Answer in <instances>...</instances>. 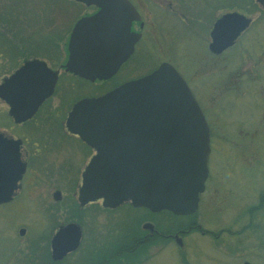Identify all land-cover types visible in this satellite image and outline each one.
<instances>
[{"label":"rangeland","instance_id":"rangeland-1","mask_svg":"<svg viewBox=\"0 0 264 264\" xmlns=\"http://www.w3.org/2000/svg\"><path fill=\"white\" fill-rule=\"evenodd\" d=\"M229 1L137 0L139 4L162 6L168 11L163 12V15H167L163 23L169 24L175 32L177 26L180 33L178 41L175 33L165 39L167 45L159 55L162 59L174 60L180 72L190 79L195 96L212 127L213 149L208 167L211 178L208 192L202 195L201 208L194 217L203 228L211 231L225 229L221 237L216 239L194 232L190 227L193 215L176 216L165 211L152 213L145 208L133 209L128 202L112 210L102 207L100 203H91L78 209L80 214L69 206V203L76 204L74 207L78 208L72 195L78 189L73 183H65V167H71L75 176L76 167H79L80 173L94 151L67 132L63 140L56 137L61 133L60 123L64 121L66 111L79 98L100 95L112 85L147 72L159 55L157 52L145 60L143 50L108 81L90 83L64 78L55 93L49 96L35 117L33 123L36 125H32V128L40 136L44 127V132L53 137L54 145L45 154L40 152L32 159L35 166L31 176L27 177L29 180L35 179L31 186L32 193L21 192L19 199L8 204L7 208H0V264H27L26 257L31 250L35 257H39L38 261L43 259L42 252L48 253L47 246L43 248V245L45 247L48 243L51 233L58 225L73 219L83 225V237L78 248L66 257L65 264H87L97 250L105 248L107 251L114 247L113 253H116L129 248L132 241L136 246L121 253L116 264H240L245 258L251 260L252 264H264V207L252 215L249 211L251 202L255 200L253 193L256 187L261 186L257 189L264 191V139L260 137H264V5L252 0L259 9L258 13H250L254 22L229 50L230 55L225 53V60L215 59L214 75L205 74L206 60L203 62L201 59L204 52V46L199 41L202 24L207 25L206 22H211L226 11L223 6ZM234 1L244 3V0ZM4 11L13 12L17 18L10 15L11 23L16 27L6 32L2 60L8 63L9 56L14 57L12 64L16 68L33 58L42 59L50 66L64 61L61 51L71 27L77 18L89 13L90 9L73 0H0V16ZM173 11L178 15L175 16ZM192 26L196 30L190 34ZM2 29L6 28L0 27ZM224 61H229L227 65L231 81L225 80L226 72L223 75L217 71ZM9 73L0 71V82ZM225 83H235L230 87L236 88L222 89ZM7 109V104L0 99V129L5 123L3 118ZM241 127L245 128L244 131L255 132V136L239 135ZM28 128L30 130L31 127ZM23 131H27L25 127ZM49 162L48 167L52 169L42 165ZM55 188L61 189L64 194L57 202L52 199ZM65 190L71 199L66 200ZM213 190L216 191L211 195ZM23 195L46 198L49 214L45 211V217L41 218L37 207L39 204L24 201ZM250 219L253 221L252 227L240 232V228ZM146 221L153 222L160 233L150 236L149 244L142 241L148 230L142 229L141 225ZM24 225L27 227L26 234H19L20 227ZM179 229L189 230L185 233L182 248L176 245L172 237ZM13 250H22L16 256L20 260L11 258Z\"/></svg>","mask_w":264,"mask_h":264},{"label":"water","instance_id":"water-1","mask_svg":"<svg viewBox=\"0 0 264 264\" xmlns=\"http://www.w3.org/2000/svg\"><path fill=\"white\" fill-rule=\"evenodd\" d=\"M75 1L98 10L74 23L64 68L90 81L108 79L133 52L139 34L130 27L140 16L129 0ZM259 1L263 6L264 0ZM251 21L238 10L222 13L213 22L209 50L219 53L232 45ZM57 76L44 60L33 58L2 79L0 99L15 122L30 117L53 93ZM66 127L94 150L82 172L80 206L101 199L108 208L127 201L176 215L197 209L208 176L210 128L172 64L163 62L147 75L78 100L68 112ZM18 145V140L0 132V203L10 200L26 166ZM141 227L154 229L148 221ZM172 237L182 248L181 237L177 233ZM81 238L79 224L61 225L51 240L52 259L75 250Z\"/></svg>","mask_w":264,"mask_h":264},{"label":"flooded vegetation","instance_id":"flooded-vegetation-1","mask_svg":"<svg viewBox=\"0 0 264 264\" xmlns=\"http://www.w3.org/2000/svg\"><path fill=\"white\" fill-rule=\"evenodd\" d=\"M129 1L133 4L134 8L136 9V11L138 12V14L140 16L139 20H133L132 21L131 27H130L131 31L139 34V37L136 39V41L134 43L133 52L129 55V57L125 61H123L121 63V65L119 66L117 71L110 78H108L106 80H103V81H108L111 78L115 77L116 74H118V72H120L126 64L132 62L134 57L136 58L137 55L139 56V53L142 52L143 50H144L143 56H144V58L146 60L147 57L154 56L157 52H158V55H159L160 50L165 45H167V43H166L167 41H165V39H167L169 36L173 35L174 33H175V35H177L176 38L178 36H180V33H179L178 29H177V26H176V32H175V31H172V29L169 26V24L165 25L163 23L162 20L166 19V16H167V15H165V13L163 15V12H165L167 10L162 9L163 8L162 6L156 5V4L148 5L149 3H141V4H139L137 2V0H129ZM85 7L87 9H90V11H89V13H85V14H83L81 16L91 15V14H93L94 12H96L98 10L96 6H85ZM226 11H229V10H226ZM240 12H242L244 15H246L248 17L251 16L250 13H247V12H244V11H240ZM151 13H153V14H151ZM173 14L175 16L178 15L177 12H175V11H173ZM151 15H153V16H151ZM180 18L181 17H179V19ZM214 20L215 19H213L209 23L206 22L205 24H207V25H203L202 24L203 28H201V26H200V28L202 29V32H201V39H199V41L201 42L202 46H204L202 48L204 52H203V54L201 56V59L203 60V62H204V59L206 60V69H204L203 71L204 72L206 71L205 72L206 75L208 74V75H211V76L214 75V72H215V68H214L215 65H216L215 64V62H216L215 59L216 58L217 59L218 58H223V60H225V58H227L226 56H224V55H226L225 53H228L229 50L231 48H233L237 44V42L240 40L241 36L250 28V26L254 22V19L252 18V21L250 22L249 26L246 27V29H244L237 36V38L232 43V45L228 46L227 48H225L224 50H222L219 53H213L212 51L209 50L208 45H209V42L211 40L210 31H211V27H212V24H213ZM180 21H181V19H180ZM165 29H167L168 31L164 32ZM195 30L196 29L193 28V26H192V27H190L189 33L190 34L195 33ZM70 31H71V29H70ZM70 31H69L68 34H70ZM203 38H204V40H203ZM68 41H69V35H68V39H67V41L65 43V47L61 51L62 57L65 58V60L62 61V62H59V64L57 66H56V64L54 66L52 64H51L52 66L49 65L53 70H57L58 71V79H57V82H56V85H55L53 93H55L59 83H61L62 80H64V78L65 79L66 78L81 79V80H84L86 82H90L88 80L80 78L76 74H73V73H71L69 71L64 70L63 65L66 62V60L68 58V55H69V52H68ZM176 41H178V38L176 39ZM228 54L230 55V53H228ZM160 56L161 55H159V57L155 61V64L152 67H150V69L147 72H144V73L140 74L139 76H136V77H133V78H129V79L123 80V81H121V82H119V83H117L115 85H112V87L110 89H108L107 91L112 90L113 88L119 86L120 84H122V83H124V82H126L128 80H131V79H134V78H138V77H141L143 75H147V74L151 73L152 71L157 69L160 66V64L163 63V62H168V63L172 64L177 69V71L183 76V78L186 80L187 84L189 85L190 89L193 91L192 83H190V79L186 75H184V74H182L180 72L176 62L174 60L172 61L171 59H162ZM227 64H229V61H226V62L224 61L223 64L221 65L220 69H218L217 71L219 73H223V75L226 72V77L227 78L225 80L231 81L230 78H229V74H228V65ZM200 74L203 75L201 72H200ZM227 74H228V76H227ZM203 76H205V75H203ZM103 81H101V82H103ZM94 82H96V80L93 81V82H90V83H94ZM233 84H235V83H229V84L225 83L222 89L236 88V87H230ZM213 87H214V85L212 86V88ZM107 91H105V92H107ZM193 93H194V91H193ZM194 95H195V93H194ZM48 98H46L37 107L36 111L33 113V115L31 117L26 118L25 120H22L20 122H14L13 118L10 117L7 112L4 114V118L3 119H4L5 123H2L3 125H2V128L0 129V131H2L3 135L6 136L7 138H12L14 140H18L19 141L18 147H19V152H20V159L23 162H25L26 166H25L24 172L21 174V178L17 181V185H18L17 189L14 191V193H13L12 197L10 198V200L0 203V208H7L8 204H11L14 201H16L17 199H19V197H20L19 194L21 192L25 191V193H32L31 190L33 188L31 186L35 182V179L34 178L30 179V180H29V178L27 179V177L29 175L31 176V173L33 171L32 170L33 166H35V163H32V159L34 160L33 157L36 156V154H38L40 152H41V154H45L46 150L49 149L52 145H54L53 137L49 136V134L46 133L47 131L44 132V129H45L44 127H43V130L40 133V136L38 135L39 132L37 133V130L35 131V129L32 128L33 127L32 125H36V123H33V122H35V120L37 118L36 116H38V113L40 112V110L44 107L45 103H47L46 101L48 100ZM75 102L76 101H74V103ZM68 112H69V110L66 111L64 121H61V123H60L59 132H61V133H59L60 135L56 136V137H58V138H60L62 140L65 138V132L69 133L73 137V139L78 138L77 135L70 133L67 130V128H66L65 121H66V117H67ZM61 124H62V126H61ZM24 127L26 128V130L28 132L27 131H25V132L23 131ZM28 127H31L30 130H29ZM241 129H242L241 130L242 132L238 133L239 135L243 134L244 136H246V135H250L251 137L255 136V132L244 131L245 128H243V127H241ZM210 134H212V127L210 129ZM260 137L264 139V137H262V136H260ZM211 141H212V136H211ZM212 149H213V144L211 142V151H212ZM209 161H210V159H209ZM49 164H51V163L49 162V163H45V164H42V165L43 166L46 165V167H48ZM37 166H38V164H37ZM51 166H53V165H51ZM48 168L52 169L53 167H48ZM76 168H77V169H75L76 171H74L76 174L74 176V173L71 170V167L70 168L65 167V183H73L72 185L73 186H77V189H78V187H79V185L81 184V181H82V172H83L85 167H82V170H80V173L78 172V168L79 167H76ZM36 177H37V175H36ZM67 178L68 179L70 178V179L67 180ZM210 178H211V172H210V169H209L208 176H207V179H206V182H205V189L200 194L198 207L195 210V212L190 214L191 216L193 215V217L198 214V211L201 208L202 195L205 192H208V188H209L208 187V183L210 182ZM57 180H59V179H57ZM60 181H63V180L61 179ZM260 187L261 186H259V187L257 186L256 189L254 190V193H253L255 200L253 202H251V206L249 208V211H250L251 215L254 214L260 208L262 209L264 207V191H262L260 189H257V188H260ZM76 191L78 193V190H76ZM76 191L72 192V195L74 194V196L76 198L78 208L76 209L74 207V205H76V204H70L69 203V206L71 205V207L74 209V211L77 210L75 212H78L80 214V211L78 209L81 210L86 205L91 204V203H100L101 204V200H96V201L88 202L87 204H84L83 206H80L79 201L77 199ZM215 191L216 190H213L211 195L214 194ZM56 193H58V194H56ZM63 197H64V194H63L62 190L59 189V188H55V190L52 192L53 201H56V202L60 201ZM65 197H67L66 200L71 199L70 197H68V194H67L66 190H65ZM22 199H24V201L27 200L26 202L39 204L37 207L39 209L38 211H39V213L41 215V218L45 217V215H44L45 211H48V214H49L50 207H49V204H47L48 202L45 201L46 198H44L43 196L39 195V196L34 198L33 195H26V196L23 195ZM40 205H43V207L40 208ZM118 207L119 206H117L115 208H118ZM115 208H112V209H115ZM139 208H142V207H137L136 209H139ZM193 217L191 218L192 221H190V227L193 228L194 232L198 231L203 236L207 235V236H211L212 238H216L217 239V238L221 237V235L224 233V231H226L225 229H220L218 231H214V230L211 231V229L203 228V226L201 225L200 221L196 220L195 217L194 218ZM46 219H48V218H46ZM70 222H75V223H77V224H79L81 226L82 237H83L84 228H83V225L81 224V222L79 220H77V219H73V220H68L67 222H65L63 224H67V223H70ZM148 222H151V221H148ZM151 223L153 224V222H151ZM252 223H253V221L250 219L247 223H245L244 226H242L240 228V232L246 231L247 229H250L252 227ZM63 224H61V225H63ZM61 225H58V227H56L55 229L57 230ZM153 226H154V229L152 231H150L149 229H144V230H148V231L145 232V234H144V236L142 238L143 242L148 241L150 236L160 235L158 228L154 224H153ZM21 229H23V235H25L26 232H27V227L25 225L21 226L20 229H19V232H20ZM56 230L53 233H51V237L49 238L48 243H46L45 247L43 245V248H46V246L49 248L50 257H51V251H52V249H51L52 248L51 247V240H52V237H53L54 233L56 232ZM187 231H189V230L184 231L183 229H179L178 232H177V234L181 237L182 242H184L185 233ZM81 241H82V238H81ZM75 250H73L71 252H68L65 256H63L59 260H53L52 257H51V260H52L51 263L53 264L55 262H59V263L65 264V260L64 259H66V257L69 254L73 253ZM244 261L251 262V260L246 259V258L242 262H244ZM41 262L43 264H47L48 263V261L46 259H41Z\"/></svg>","mask_w":264,"mask_h":264},{"label":"trees","instance_id":"trees-1","mask_svg":"<svg viewBox=\"0 0 264 264\" xmlns=\"http://www.w3.org/2000/svg\"><path fill=\"white\" fill-rule=\"evenodd\" d=\"M223 8L225 10L236 9V10L244 11V12H247V13H252V12L258 13L259 12V9L257 8V6L254 3V1H252V0H244V3L243 2H235L234 0H230L226 5L223 6ZM212 9H213V7H212ZM10 15L13 18H17V16L14 15V13L11 12V11L8 12V13L6 11H4L3 15H1L3 17L0 16V27L6 28L5 30L4 29L0 30V62H2V63H0V71L4 70L5 74L9 73L15 67V64H12L14 57L9 56L8 59L10 61L8 63L7 62L4 63V61L2 60L3 59V49H4L3 46H4L5 39H6V36H5L6 32L9 31V28L16 27V26H14L11 23V21H13V20H12ZM7 24H9V25H7ZM8 59L6 58V61ZM211 136H212V134H211ZM212 139H213V136H212ZM146 210L149 211L148 209H146ZM163 211H165L167 213H170V214H173V213H171L170 211H167V210H163ZM148 242L149 241H146L143 244H149ZM124 244L126 245V244H129V243H124ZM133 245L136 246V244L132 241V243L129 246V248L123 249L122 251H119V252H116V253H113V248L114 247H111L107 251H105V248L104 249H99V250L96 251V253L97 252L98 253L94 254L95 256L91 259L90 262H89V260H87V264H116L115 262L117 261V259H119V255L121 253H123V252L130 251L132 249ZM120 246H123V245H120ZM46 249H47L48 253H46V251H45V253L42 252V257H43V259H46L48 261L47 264H52L51 263L52 260H51L50 254H49V248L47 247ZM101 250H104V251L101 252ZM21 252H22V250L21 251L20 250L19 251L16 250L15 252L13 250L12 254H10V255H12L11 258L15 257L14 259H19V258H16V256H17L18 253H21ZM32 252H33V250H31L29 256L26 257V261L25 262L27 264H39V263L42 264V262H41L42 258L38 261L39 257H35V253L32 254ZM97 259H101V261L97 262ZM53 264H62V263L55 262Z\"/></svg>","mask_w":264,"mask_h":264}]
</instances>
